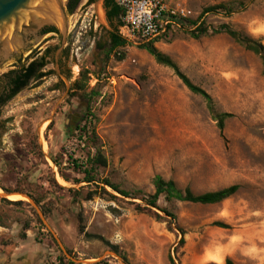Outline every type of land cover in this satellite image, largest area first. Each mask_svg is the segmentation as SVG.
I'll use <instances>...</instances> for the list:
<instances>
[{"label": "rangeland", "instance_id": "1", "mask_svg": "<svg viewBox=\"0 0 264 264\" xmlns=\"http://www.w3.org/2000/svg\"><path fill=\"white\" fill-rule=\"evenodd\" d=\"M176 2L188 10L190 20L215 5L238 8L229 15H205L208 33L199 39L185 25L154 42L211 95L218 112L233 115L224 135L203 99L121 28L128 43L107 57L113 28L104 0H81L68 14L65 45L60 28L0 65L2 95L9 82L4 74L36 54L48 56V75L0 104L1 193L2 188L25 191L40 202L32 198L37 210L27 199L14 205L0 198V264H68L63 256L75 264H126L123 258L128 264H172L170 258L174 264H226L228 259L264 264V71L256 55L226 34L214 33L227 24L264 43V0ZM79 80L98 92L91 102L96 149L107 164L97 167L93 182L69 161L70 155L84 160L88 152L96 153L69 131L70 114L80 118L87 105L72 96ZM157 175L195 194L232 185L239 190L215 205L160 200L176 216L172 220L158 209H144L141 197L127 199L104 185L109 180L148 196ZM108 252L116 256L104 257Z\"/></svg>", "mask_w": 264, "mask_h": 264}, {"label": "trees", "instance_id": "2", "mask_svg": "<svg viewBox=\"0 0 264 264\" xmlns=\"http://www.w3.org/2000/svg\"><path fill=\"white\" fill-rule=\"evenodd\" d=\"M81 0H73L70 2L69 5V12L73 13L78 5L80 4ZM93 0H90L92 3ZM104 9L106 11V18L109 22L110 26L113 28L112 32L108 33L109 36V43L107 47V57L111 55L112 52L118 50L119 48H123L127 45L128 41L123 38L119 34V29L123 27L122 22V10L114 3L113 0H104ZM238 8L230 7V4H219L212 7H208L196 20L184 19L177 22L183 28L185 25L188 26V29H191V35L199 39L201 36L206 35L208 33V28L206 27V23L203 21L205 15L209 13H224L226 15L232 14L236 12ZM47 32H55L58 33V30L52 28L50 30H46ZM214 33H224L229 36L237 45L244 48L246 51L251 52L252 54L256 55L262 64L263 71H264V43L260 39H255L244 32L235 30L231 26L224 24L219 29L215 30ZM156 41V40H155ZM155 41L147 42L142 44V48L145 49L153 58L157 61V63L165 65L171 68L176 75L182 80L184 85L187 89L195 95H198L203 99L206 104V107L214 121L217 122V128L221 134L224 135V129L226 126L227 121L233 117L230 113L225 112H218L215 108L214 100L205 90L201 87L192 83V81L183 74L179 67L170 59V57L166 56L162 52H160L154 45ZM105 49V47H104ZM50 50H46L45 53L48 55ZM48 56H44L40 59H36L28 64L21 66L17 69L11 70L4 74L5 77L9 78V82L7 88L12 87V92L7 95L6 97H2L0 99L1 105H4L17 94H19L23 89L28 87L32 81H38L42 79L44 76L48 74L41 72L43 67L46 65V59ZM122 59V58H120ZM73 97H81L87 105L83 109V114L79 118L76 116L73 118L72 123L69 126V131L73 135H78V139L80 141L85 140L84 143L92 144V148L96 149L97 140L99 139L96 133V123L97 118L95 114L92 112L91 102L93 98L98 95V92L95 90L88 91L86 86L82 84V82L76 81L73 84ZM79 114H81L79 112ZM89 141V143H88ZM90 149H92L89 146ZM56 166L60 168V163L56 159L53 160ZM70 165L76 171H82L85 175V180L93 182L97 179V167H105L107 164L106 158L102 155L100 149H96V153L92 155L91 151L88 152V155L84 160L74 159L73 156H69ZM60 176L65 181H69L68 178L60 171ZM104 185L110 187L113 191L117 192L121 196L127 199H136L141 197L140 199L145 203L146 210L152 211L153 209H158L165 213L168 217L173 220H176V216L167 208H162L159 205L160 200H164L165 202H172V201H179V202H187L192 204H199V205H215L224 202L225 200L231 198L233 195L237 193L239 190L238 185H232L227 188H223L217 191H208L202 194H195L190 188L180 189L175 181L173 180H166L160 175H157L153 179V187L154 192L148 196H142L141 194L131 193L129 191H125L121 189L119 186L113 184L109 180L104 181ZM2 190L6 193H12V191L2 188ZM14 192H21L27 193V195L34 199V197L28 193L23 191H14ZM103 192L110 196L114 197L109 194L105 189ZM91 199V198H90ZM3 201L14 204V205H21L25 202L17 201V202H10L7 199H2ZM38 204L40 203L38 200L34 199ZM29 205V204H28ZM139 207V206H138ZM222 227H228L226 224H220ZM84 228L81 227V232L84 233ZM184 243V237L181 239V244ZM111 249L117 253V248L115 246H110ZM62 260H65L68 264H75L74 262L67 260L64 256ZM126 264L128 261L126 258H123ZM172 264L174 261L170 258ZM96 264H108L106 261L99 262ZM226 264H234L232 260L228 259Z\"/></svg>", "mask_w": 264, "mask_h": 264}, {"label": "water", "instance_id": "3", "mask_svg": "<svg viewBox=\"0 0 264 264\" xmlns=\"http://www.w3.org/2000/svg\"><path fill=\"white\" fill-rule=\"evenodd\" d=\"M69 2L70 0H0V65L10 61L17 52L35 44L41 38V30L47 27L61 28L62 46L65 45L69 34ZM14 193L4 192L0 198ZM23 196L37 209L31 197ZM38 213L43 218L39 211ZM57 241L63 248L61 242L58 239ZM64 253L66 255L65 251ZM107 256L116 255L108 252L104 257ZM102 259L103 257L100 258ZM75 262L85 263L77 260Z\"/></svg>", "mask_w": 264, "mask_h": 264}, {"label": "built area", "instance_id": "4", "mask_svg": "<svg viewBox=\"0 0 264 264\" xmlns=\"http://www.w3.org/2000/svg\"><path fill=\"white\" fill-rule=\"evenodd\" d=\"M122 10L121 31L130 40L144 44L158 40L168 31L181 28L177 22L189 12L177 0H113Z\"/></svg>", "mask_w": 264, "mask_h": 264}, {"label": "flooded vegetation", "instance_id": "5", "mask_svg": "<svg viewBox=\"0 0 264 264\" xmlns=\"http://www.w3.org/2000/svg\"><path fill=\"white\" fill-rule=\"evenodd\" d=\"M71 1H73V0H70V2H71ZM70 2H69V5H70ZM68 10H69V6H68L67 11H68ZM50 29H52V27H47V28L42 29L41 32H40V36L46 38L48 35L55 34V32H47V31H46V30H50ZM47 49H49V48H46L45 51H46ZM35 53H36V52H35ZM35 53H33V55H34ZM39 55H41V57H44V55H43L42 52H41V53H39V54H36V57L33 56V57L29 58V59H28V63H29V62H32V61H34V60H36V59H40V58H37ZM46 66H47V64L43 67V69L41 70V72L45 73V68H46ZM44 77H46V76H44ZM44 77H43V78H44ZM43 78H42V79H43ZM12 90H13L12 87L7 88L6 91H5L2 95H0V99H1L2 97H6L7 95H9V94L12 92ZM23 90H24V89H23ZM13 98H14V97H13ZM0 104H1V103H0ZM74 115H75V114L72 113V114H70V116H69L70 124H71L72 121H73Z\"/></svg>", "mask_w": 264, "mask_h": 264}, {"label": "bare ground", "instance_id": "6", "mask_svg": "<svg viewBox=\"0 0 264 264\" xmlns=\"http://www.w3.org/2000/svg\"><path fill=\"white\" fill-rule=\"evenodd\" d=\"M59 27H62V25L61 26H59ZM45 126V125H44ZM44 129V128H43ZM2 191H1V189H0V195H3L4 194V192L3 193H1ZM7 199H10V200H12V201H19V200H25L26 198L23 196V195H21V194H19V193H14V194H10V195H8L7 197H6Z\"/></svg>", "mask_w": 264, "mask_h": 264}, {"label": "crops", "instance_id": "7", "mask_svg": "<svg viewBox=\"0 0 264 264\" xmlns=\"http://www.w3.org/2000/svg\"><path fill=\"white\" fill-rule=\"evenodd\" d=\"M30 252L29 251H26V253L24 254L26 257H28V259H32V255L31 254H29ZM24 256V257H25Z\"/></svg>", "mask_w": 264, "mask_h": 264}]
</instances>
